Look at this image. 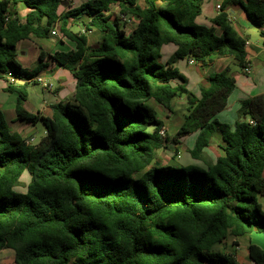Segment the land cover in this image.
I'll list each match as a JSON object with an SVG mask.
<instances>
[{
	"label": "trees",
	"instance_id": "16d2710c",
	"mask_svg": "<svg viewBox=\"0 0 264 264\" xmlns=\"http://www.w3.org/2000/svg\"><path fill=\"white\" fill-rule=\"evenodd\" d=\"M203 1L87 0L59 13L64 0H0V78L18 94L16 120L46 128L32 144L0 112V252L12 249L13 264H237L220 246L264 233V94L241 101L232 127L215 119L236 87L230 67L211 73L197 96L176 66L180 59L207 66L220 56L242 71L249 64L246 39L225 6L211 25L196 23ZM17 3L29 9L25 20L12 11ZM114 4L120 16L112 19L106 12ZM242 6L264 36V0ZM81 14L91 19L88 29L102 33L95 47L68 26ZM128 19L136 25L127 34ZM56 27L73 47L48 56L71 71L76 89L75 101L53 104L49 116L23 106L28 84L47 66L45 55L24 68L16 46L49 38ZM168 43L177 49L163 61ZM183 94V122L164 139V122L149 101L172 111ZM193 132L188 150L206 170L155 164L167 143L179 152ZM215 133L223 153L212 161L204 153ZM26 170L31 179L22 192ZM248 253L264 264V247L249 243Z\"/></svg>",
	"mask_w": 264,
	"mask_h": 264
},
{
	"label": "crops",
	"instance_id": "0c3cea01",
	"mask_svg": "<svg viewBox=\"0 0 264 264\" xmlns=\"http://www.w3.org/2000/svg\"><path fill=\"white\" fill-rule=\"evenodd\" d=\"M85 1L87 0H64V3H62L59 7V13H62L70 8L77 7ZM245 1L246 0H204L202 5V13L196 18V23L202 25H211V20L219 13L216 7L217 4L220 3L221 8L222 6H225L233 26L237 32L246 39V50L248 52L247 59L251 67V71L249 73H244L240 69H235L232 71V65L235 64L232 57L229 56L214 57L213 62L207 66H202L195 62L191 63L188 59H180L178 62H176L178 69L188 78V89L195 92L197 96H200V87L201 85L207 83V77L211 73L221 71L226 67H230V74L236 80V87L228 99L227 106L216 114L215 119L222 123H228L232 127L238 119V110L241 101L252 96L264 94V36L261 35L262 38L257 40V43L252 41L251 33L255 26L248 18L242 6V3ZM12 11L22 20H25L29 9L24 3H17L12 7ZM106 14H108L112 19L119 17V6L116 4L112 5L111 9L106 12ZM90 21L91 19L88 17V15L81 14L76 19H69L68 26L72 29L74 25H77L79 31H84L87 34L88 44L91 47H95L100 43L102 33L94 27L88 29L86 26L90 23ZM127 22H129V24ZM131 22H134V24H131ZM135 25V19H128V21L125 23L126 33H130ZM56 28L59 31V28ZM45 39L46 38L31 36L30 38L19 41L17 43L16 50L18 61L24 68L28 69H33L37 66L40 54L42 52L45 55V62L47 63V66L34 78V80L37 81V77H42L52 86L51 88L46 89L38 81L37 83L30 82L27 86L28 95L23 103V106L30 112H41L44 115L50 116L53 112L51 107L53 104H57L59 102L73 103L75 101L74 93L76 89V78L69 69L57 65L48 56L49 54H54L58 50H66L68 48L72 49L73 44L70 43L69 40L63 38L61 32L59 35H51L49 38H47V40ZM60 39H63V42ZM176 49L177 46L174 43L164 44L162 46V60L166 61ZM20 83H25V80H22ZM30 84H40L48 91L49 95L43 99L42 103L34 102L35 93L29 88ZM7 85L8 81L6 78H0V112L4 114L6 121L8 120L11 124L14 123L18 125L17 130L12 129V127L9 125L13 131H17L24 137H28L29 141L32 143V131L35 128V124L23 123L16 120V104L18 94L16 92L8 91ZM194 85H197V91L194 90ZM149 104L156 109L158 117V111L161 113L162 119H159L164 122L163 126L167 129V132H169L170 136L172 137L182 124L183 118L174 115L173 111L164 108L154 100L149 101ZM173 121H176V123H173ZM197 135L198 132H193L183 137L178 144V149L181 148L184 140L187 138H192V140L189 141L188 145L190 146L186 145V149L188 150L192 148ZM221 142V135L219 133H215L210 140L209 147L205 148L204 157L208 160L215 161L217 155L223 153L220 147ZM172 145L174 146V144ZM161 155L162 154L158 152L155 161V164L158 166L168 165L171 161L181 164L173 157L164 156L161 158ZM199 161V163L206 167L202 160ZM233 240H237L238 245L234 246ZM249 243H255L264 247V237H251L250 233H247L242 237L229 238L225 241L224 250L226 252H234L237 264H255L249 257Z\"/></svg>",
	"mask_w": 264,
	"mask_h": 264
},
{
	"label": "rangeland",
	"instance_id": "374dc122",
	"mask_svg": "<svg viewBox=\"0 0 264 264\" xmlns=\"http://www.w3.org/2000/svg\"><path fill=\"white\" fill-rule=\"evenodd\" d=\"M127 23L129 24V22H127ZM132 23L134 24V22H131V24ZM72 29L74 31H79V28L77 25H74L72 27ZM257 29H259V28L257 26H255L253 28L252 33H251L252 41L255 43L258 42L257 40H260L262 38L259 30H257ZM45 40H47V38ZM232 68H233L232 71L235 69H239L236 65H232ZM29 88L35 93L34 94L35 95L34 102L42 103L43 99L48 97L47 95H49L48 91L46 89H44L43 86L40 84H30ZM193 88L195 91L198 90L197 85H194ZM190 91H192V90H190ZM193 93H195V92H193ZM186 108H187V96L185 94L178 96V97L173 99L172 111H173L174 115L180 116L181 118H183L187 112ZM158 113H159V118L162 119L161 113L159 111H158ZM7 123H8V125H10L12 127V129L17 130L18 125L14 124V123L11 124L8 120H7ZM173 123H176V121H173ZM45 130H46V128H45V125L42 121L36 122L35 128L32 131V137H33L32 144H36L39 142V140L45 135V132H46ZM26 136H27V134H26ZM167 137L171 138L169 132H167ZM190 140H192V138H187L186 140H184L181 148L179 149L180 150L179 152H176L175 147L172 145L173 143H167L166 146H164L159 151V153L162 154L161 158H163L164 156L165 157L166 156L167 157H173L174 159L177 160V162L181 163V164H177L174 161H171L170 164H168V165L173 166V167L193 164V165L197 166L200 170H206V167L203 164L199 163L200 162L199 160L194 159L191 156L189 150L186 149V145L190 146V145H188ZM178 155H180L179 158H178ZM30 179H31L30 173L28 172V170H26L21 177V181H22L21 186H18L17 189L19 191H22V192L26 191V185L28 184ZM250 236L251 237H264V233L251 232ZM257 239H259V238H257ZM220 247L225 248V243ZM14 257H15L14 251L12 249H4L0 252V264H13L14 263Z\"/></svg>",
	"mask_w": 264,
	"mask_h": 264
},
{
	"label": "built area",
	"instance_id": "2783aa9c",
	"mask_svg": "<svg viewBox=\"0 0 264 264\" xmlns=\"http://www.w3.org/2000/svg\"><path fill=\"white\" fill-rule=\"evenodd\" d=\"M216 7H217L218 11H220V9H221V4L218 3ZM51 34H52L53 36H56V35H59L60 32L58 31L57 28H54V29L52 30ZM190 62L193 63L194 61H193L192 59H190ZM250 71H251V67H250V65L248 64V65L244 68L243 72H244V73H249ZM7 78L9 79V81H10L11 83H15V82L18 81V78L15 77V76H14L12 73H10V72L7 74ZM36 80H37L39 83H41L46 89L51 88V86H52L50 83H47L42 77H37ZM159 133H160V135H161L162 138L165 139V138L167 137V129H166L164 126H162V127L160 128ZM178 157H180V155H178Z\"/></svg>",
	"mask_w": 264,
	"mask_h": 264
}]
</instances>
